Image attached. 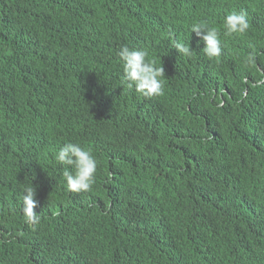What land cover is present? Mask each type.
Returning a JSON list of instances; mask_svg holds the SVG:
<instances>
[{
    "label": "trees",
    "instance_id": "trees-1",
    "mask_svg": "<svg viewBox=\"0 0 264 264\" xmlns=\"http://www.w3.org/2000/svg\"><path fill=\"white\" fill-rule=\"evenodd\" d=\"M123 46L163 95L122 84ZM69 142L97 161L89 191L67 189ZM0 264H264V0H0Z\"/></svg>",
    "mask_w": 264,
    "mask_h": 264
},
{
    "label": "clouds",
    "instance_id": "clouds-1",
    "mask_svg": "<svg viewBox=\"0 0 264 264\" xmlns=\"http://www.w3.org/2000/svg\"><path fill=\"white\" fill-rule=\"evenodd\" d=\"M223 26L226 36L244 34L249 28L246 13L240 11L226 15ZM191 32L203 41L205 45L203 52L209 59L221 56V40L215 27H209L204 23H194L191 25ZM173 48L185 56H190L192 53L189 46L178 41L173 43ZM118 55L123 62L122 84L148 98L163 95L164 69L157 67L154 61L148 59L149 54L146 50L123 46ZM56 160L62 166H70L65 167L63 173L69 191L80 193L91 189L95 182L97 161L89 151L79 144L69 142L59 149ZM35 195L36 190L33 186L24 187L22 192L23 215L25 223L30 225L40 222V215L34 212L37 206Z\"/></svg>",
    "mask_w": 264,
    "mask_h": 264
}]
</instances>
